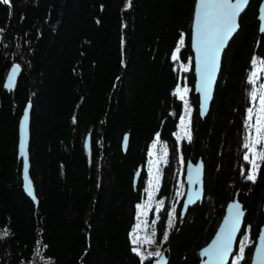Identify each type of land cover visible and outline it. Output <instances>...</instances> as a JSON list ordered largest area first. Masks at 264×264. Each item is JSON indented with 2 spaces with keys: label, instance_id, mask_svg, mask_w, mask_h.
I'll list each match as a JSON object with an SVG mask.
<instances>
[{
  "label": "trees",
  "instance_id": "1",
  "mask_svg": "<svg viewBox=\"0 0 264 264\" xmlns=\"http://www.w3.org/2000/svg\"><path fill=\"white\" fill-rule=\"evenodd\" d=\"M261 2L252 0L240 19L205 118L192 53L196 0L0 2V264H153L154 257L132 250L131 230L157 136L168 146L160 197L176 192L181 164L185 171L191 157L205 163L204 200L183 217L181 198L162 243L168 264H199L234 199L247 210L242 235L249 234L238 264H251L264 226V160L255 181L248 180L244 144L255 92L252 61L264 56ZM182 63L190 68L183 71ZM13 65L21 76L9 90ZM181 73L192 116L190 140L180 145ZM29 105L38 203L24 190L19 154L20 121ZM168 206L159 212V236Z\"/></svg>",
  "mask_w": 264,
  "mask_h": 264
},
{
  "label": "water",
  "instance_id": "2",
  "mask_svg": "<svg viewBox=\"0 0 264 264\" xmlns=\"http://www.w3.org/2000/svg\"><path fill=\"white\" fill-rule=\"evenodd\" d=\"M252 0H247V4L242 7L236 17V28L224 41L223 46L220 48L216 58L215 71L212 75L211 84L207 88V99H205V90L202 87V80L207 77V71L203 63L202 48L203 41L198 39V25L201 30L204 27L205 13H211L212 9H202L201 0H196V7L192 26V53L193 62L196 75L195 92L200 97V113L203 118L207 117L211 108V104L214 99L217 81L220 75L222 60L225 51L228 49L232 39L240 31V19L248 10ZM205 3H211L213 0H204ZM232 3H236V0H231ZM258 20L260 22V30L264 29V0H262L259 8ZM261 33L264 31L261 30ZM13 69H16L15 76H12ZM21 76V67L19 65H13L9 71L6 80V86L9 90H13L19 81ZM11 84L9 85V78ZM31 113L32 107L29 105L26 107L24 114L20 121L19 128V154L23 160V179L24 190L26 194L36 203H38L35 185L30 175L31 162H30V145H31ZM90 136L87 138L86 147L90 151ZM130 135L126 134L123 141L124 150L127 151L129 146ZM140 174H137L135 181L137 182ZM185 183L186 191L183 198V204L181 213L182 216H186L189 209L195 207L201 203L205 198V163L202 158L191 157L187 160L185 167ZM29 187L31 191H29ZM191 201V202H189ZM234 205H239L240 222L236 226V230L232 232V243L229 249V253L223 260H219L212 254L214 247L219 246L223 242V238L227 236L231 230V221L237 211ZM247 216V210L244 204L239 199L230 201L226 207L225 215L215 233L213 238L201 249V261L199 264H232L234 255L238 251L239 241L245 228V219ZM206 250L209 251V255H205ZM170 258L169 249H163L161 255L153 259V264H168ZM251 264H264V226L257 239V243L254 249L253 258Z\"/></svg>",
  "mask_w": 264,
  "mask_h": 264
},
{
  "label": "rangeland",
  "instance_id": "3",
  "mask_svg": "<svg viewBox=\"0 0 264 264\" xmlns=\"http://www.w3.org/2000/svg\"><path fill=\"white\" fill-rule=\"evenodd\" d=\"M183 39L185 43V35H183L180 40ZM180 40L178 43L179 50L183 47L180 44ZM175 49L173 56L176 57L179 52ZM255 60L257 63L255 64L252 73L255 72L256 76H252V79L255 83V93L256 98L253 99V103L251 105L252 110V118L248 121L249 126V141H255L258 134L255 130V122L257 115L264 120V112L260 111V97L264 94V56H256ZM190 68V63H182L183 71H187ZM187 69V70H185ZM182 74V73H181ZM179 86L177 89L180 90L179 96L183 95V111L179 118L178 128L175 133L180 145L182 144L183 140L188 138L191 135V116H192V105L189 99V87L187 82L183 80L184 74H182ZM187 89L185 92L184 90ZM249 118V117H248ZM183 121V123H182ZM264 144V140L260 143H253L252 147L248 148L246 152V156H248V160L255 161L256 165L259 166L260 164V153L264 152L262 145ZM155 145V147H153ZM167 155H168V146L166 143L161 142L159 137L157 136L150 147V155L149 161L147 165L148 169V181H147V188L145 190V196L143 200L138 204L137 209V222L133 225L131 230V239L133 241L134 237L136 238L137 242L133 243L134 248L139 249V254L142 258L144 257H154L157 258L158 256L154 255L155 253H161L162 243L165 241L163 239L164 235H168V229L171 225H169V219L173 222L175 215H176V208L181 200L184 197L186 191V183L183 178L185 171L183 169V165L181 164L178 168V183L176 192L169 198L160 197L159 196V187L160 181L162 178V170L163 166L167 162ZM258 172V167H256L255 171L253 172V164L251 163L249 175L254 174L255 177ZM184 180V181H183ZM160 201H163L161 204ZM167 204H169V212H168V219L166 220V229L163 230L162 235L159 236L158 233V221H159V212L162 210ZM171 222V224H172ZM139 226V227H137ZM248 231H246L240 238L239 241V249L238 252L234 255L232 260V264H238V257H240V248L243 247L248 242ZM151 254V255H150Z\"/></svg>",
  "mask_w": 264,
  "mask_h": 264
},
{
  "label": "snow or ice",
  "instance_id": "4",
  "mask_svg": "<svg viewBox=\"0 0 264 264\" xmlns=\"http://www.w3.org/2000/svg\"><path fill=\"white\" fill-rule=\"evenodd\" d=\"M5 5H9L11 0H0ZM247 4V0H236V3H232L231 0H213L211 3H205L204 0H201V8L202 9H212L213 11L211 13H205V20H204V27L201 30L200 26L198 25V39L203 41V48H202V58L203 63L205 65V69L207 71V77L202 80V87L205 90V99H207V88L211 84L212 75L215 71L216 66V58L219 53L220 48L223 46L224 41L228 38V36L232 33V31L236 28V17L242 7ZM264 31V29H261ZM180 44L183 45L184 41L183 39L180 40ZM177 52H179V48L176 49ZM176 57H173L175 59ZM253 64H256L257 61L254 59L252 61ZM187 70V69H185ZM16 69H13L12 76H15ZM252 76H256V73L253 72ZM11 77L9 78V85L11 84ZM185 92L187 89L184 90ZM180 90L177 89V94H179ZM252 98H256V93H252ZM180 99H184L183 95L180 96ZM260 111L264 112V94L260 97ZM249 113V119L252 118V110H248ZM183 123V121H182ZM255 130L258 134L255 141L250 143H245V148L252 147L253 143H260L262 140H264V120L261 119L259 115H257L256 122H255ZM190 140V136L188 137ZM155 147V145H153ZM245 160H248V156L244 157ZM260 159L264 160V152L260 153ZM253 164V172L255 171L256 162L253 160L251 161ZM255 175L251 174L247 176L248 180L255 181ZM31 191V188L28 189ZM191 202V201H189ZM162 204L163 201H160ZM139 207V206H138ZM234 207L237 209L232 221H231V230L228 232L227 236L223 238L222 244H220L217 247H214L212 250V254L215 255V257L219 260H223L224 257H226L229 253V249L231 247L232 243V232L236 230V226L240 222V215L239 212V205H234ZM171 219H169V225H171ZM139 227V226H137ZM164 240L167 239V234L163 237ZM133 243H136L137 240L134 237ZM134 252H137L139 254V249L133 248ZM209 251L206 250L205 255H209ZM240 257L238 259H242L243 256V247L240 248ZM151 255V254H150ZM154 255L160 256L161 253L157 252Z\"/></svg>",
  "mask_w": 264,
  "mask_h": 264
}]
</instances>
